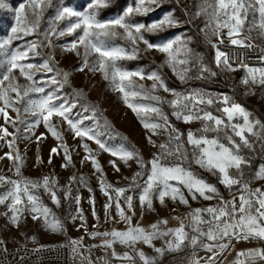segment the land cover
Here are the masks:
<instances>
[{
	"label": "rangeland",
	"instance_id": "obj_1",
	"mask_svg": "<svg viewBox=\"0 0 264 264\" xmlns=\"http://www.w3.org/2000/svg\"><path fill=\"white\" fill-rule=\"evenodd\" d=\"M90 0H86L83 4H75V1L68 0H52V7L44 11L41 19L40 27L31 35L23 36L21 39L13 40L11 44L7 45L6 53L11 54L17 49L23 51L26 46L32 42L37 43L38 55L29 54V57L23 63L41 64L45 59H48L51 66L59 69L61 72H68V83L60 87L58 84L51 83V77L55 72L48 73L41 69L33 76L35 87H43L45 90L42 93L29 92L27 97H18L15 92L10 93V97L14 102L15 108L20 111H14L12 107L5 108L8 114L6 120L3 113H0V176L11 180L30 179L40 181L42 183L43 177L48 176L57 183L55 189L60 205L57 206L52 203L48 193L41 187L34 190L35 194L41 197L44 205L51 209L52 214L58 218L62 224L61 231H52L44 223L43 218L32 219L33 213L23 211L17 213L19 217L18 223L12 222V212L10 211L11 201H6L5 204H0V247L15 245V244H67L70 247V264H143L136 252L142 250L149 258H155L156 264H194V261L199 260L200 264H207V258L212 255L206 252L199 245L194 249L186 241L181 246L180 250L168 251L167 241L172 240L173 236L154 239L152 246L138 242L135 248L115 243L113 248H105L104 239L110 237L96 236L93 238L90 233L93 232H111L113 230L125 231L129 227L128 221L122 220L117 214V209L113 203L112 207L105 208L109 204L108 196H105L101 191L100 179L102 178L106 184H111L113 189L125 187L128 190L125 196L133 197V208L129 209L123 197H120V204L125 214L131 217V225L145 228L147 231H152L151 225L158 224V228L162 231L168 229H175L180 227L181 223L187 225L185 231L188 232L189 238L196 233L192 232L190 226V212L196 208H206L208 206H215L218 204L216 199L204 200L197 198L193 200L187 193L186 189L182 190L188 198V204H182L179 200H173L170 197H165L163 203L153 197V207L148 209L146 205L141 206L139 195L142 187L145 185L146 174L148 169H141L136 163L135 159L129 160L125 164L118 157L112 156L109 152H105L99 148V145L94 140H89L87 137L80 138L75 135V132L70 129L69 124L62 117L53 115L49 118L48 124L53 126L60 134V139L52 135V132L45 126L42 117L34 116L31 112H25L24 108L28 101H39L47 98L49 95L53 96L52 105L56 107H71V111L66 115L73 122L83 120L79 125L81 128H91L97 134V138L103 142L107 147L116 149L121 146L127 149H135L144 161H150L155 153L159 151L149 143L150 136L157 145L164 143L167 140V133L163 130H158V134H153L150 130L143 127L140 118L126 106L122 93L116 90L114 85H111L109 80H105L102 73L99 71H89L84 67L83 71L78 70L83 67V47L78 46L79 55L76 51H67L72 43L76 42L78 35L82 34L80 30L76 33L59 36L51 35L50 30L55 27L57 33L66 28L69 22H75L76 17H71L64 21H55L58 11L64 7L71 8L77 12L88 11V4ZM136 0H128L127 3L119 7L116 5V0H111L110 7L101 9L98 19L101 21H112L123 14L127 6H134ZM204 0H161L160 6L153 5L154 11L147 16H136L134 21L137 23H144L150 25L158 22L164 17L171 16L177 24L171 27H165L163 31L156 33L144 32L143 35L146 40L156 46L167 44L177 37L190 49L188 57L190 61L199 63H191L189 66L191 71L189 75L192 77L186 82L181 80L174 74L171 68L163 66L166 60V54L160 52L157 48L147 49V46L141 41L138 42L139 52L137 58L133 60L118 61V66L127 71H139L144 74L145 79L141 80L139 77H132L134 85L143 84L145 88H150L153 81L146 77L151 72L156 71L162 75L164 82L169 89H174L176 92L186 94L192 91H200L207 93L213 98L228 96L230 103H239L250 113V120L255 122L259 120L264 124V120L257 114V110L264 114V86L259 83L255 85H246L242 80L247 75L243 68H238L237 71L229 72L223 66L217 67L215 63V49L212 48L209 39L212 43L218 40L217 37H210L211 26L205 27L206 17L202 13L200 16H195V12L199 10V6ZM21 3H27V0H0V42L8 39L12 33L11 28L16 26L15 13L19 9ZM253 19L257 27L251 32V37L264 42V37L258 36L260 31L258 28L259 14L255 17L251 12L245 19L244 31L240 36H248L247 29L251 26ZM192 30L198 35L192 34ZM122 29L118 32L122 33ZM224 31H227L225 29ZM48 32V40L51 46H43L47 44L44 33ZM200 40V41H199ZM110 46L123 47L131 53L133 46L130 42L119 38L109 42ZM178 45H174L177 47ZM211 51H213L211 55ZM183 58V54L181 55ZM3 59V57H0ZM97 59L96 54L88 57L89 64ZM200 63L207 67L210 72H215L216 75H210V72H205V79H196ZM178 70L184 66H177ZM6 72V67H0V76ZM16 77L15 83L20 88L21 95L24 90L31 83L25 77L20 76L19 71L14 72ZM57 81L62 83V76L56 77ZM5 85L8 81L4 82ZM79 90L80 94H77ZM135 90H139L136 88ZM166 101H170L175 97L169 93L158 89L157 93ZM134 103H152L156 105L155 101L142 100L136 97ZM96 107V118L84 119V117H91V108ZM162 107L163 111L168 115L169 121L180 132L185 134L191 130L196 132L201 128L200 121L192 123H184L182 120H177L172 116V108L164 103L156 105ZM0 107H4L0 101ZM89 111H85V108ZM200 107H204L201 105ZM222 107L221 104L208 107V111L213 112L214 115H220L216 108ZM47 115V113H45ZM39 119V124L35 121ZM156 117L152 115L151 121H155ZM242 123V119L237 121ZM3 129H7L8 135H5ZM260 132V127L257 125L254 129ZM210 137L214 133L208 134ZM253 147L242 148L240 154L246 158L248 163L242 165L243 179L248 183L252 189L261 188L264 190V180L256 178V174L260 167L264 165V141H261L251 134H247ZM239 143V138L235 137ZM227 144V141H223ZM87 144L91 152H88L83 147ZM64 145L68 149V154L71 156V163L65 159ZM188 151L191 152V147L185 144ZM56 148L58 154H53L52 149ZM9 154L12 156L9 159ZM17 154L20 160L17 161L15 157ZM95 157L99 162L102 173L97 172L91 163V159L85 157ZM51 157V163L49 159ZM115 162V166L113 163ZM20 164V175L16 173V167ZM67 164V167L64 165ZM117 167L119 171H117ZM185 167H190L191 170L206 182L215 185L221 195L226 200H232L233 197H239L241 192L237 190L239 186H234L232 191H229L224 185L219 183L218 173L212 174L200 168L195 163L188 164L185 162ZM150 168V165H149ZM145 173L144 176L138 178L140 187L131 188L132 177L136 172ZM235 173V169L230 170ZM76 176L77 181L73 182L71 177ZM84 178V183L79 182V178ZM175 183V182H173ZM85 184L87 186H85ZM11 185L4 183L0 186V195L6 194L11 190ZM65 187L71 188L72 195L67 196L64 191ZM91 189V191H89ZM113 189H108L109 193L115 198ZM80 197L79 205L76 204L74 197ZM94 200V203L92 201ZM238 202V200H237ZM21 208L24 205L20 206ZM82 210V211H81ZM95 212V215L93 214ZM51 219V216L49 217ZM207 219V214H205ZM166 220L167 223H158ZM104 238V239H103ZM204 240L205 238H201ZM78 240L80 243L73 245L71 241ZM207 242V241H205ZM248 246H261L264 248V240L249 239L236 242L233 240L232 245L220 253L216 264H228L233 261L238 251ZM155 248L165 249L163 255L156 253ZM75 249V251H74ZM113 250L118 256H123L125 253L133 256V261L125 259H117L112 255Z\"/></svg>",
	"mask_w": 264,
	"mask_h": 264
},
{
	"label": "snow or ice",
	"instance_id": "obj_2",
	"mask_svg": "<svg viewBox=\"0 0 264 264\" xmlns=\"http://www.w3.org/2000/svg\"><path fill=\"white\" fill-rule=\"evenodd\" d=\"M160 3L161 0H136L135 5L127 6L119 17L112 21H101L97 18L99 12L101 9L109 8L111 0H90L87 6L88 11L86 12H77L68 7H64L58 11L55 21H64L71 17H76L77 19L75 22H69L66 28L60 30L58 33L55 27H52L50 30L51 35L58 34L59 36L65 35V32L71 35L80 30L82 34L78 35L77 41L72 43L70 48L66 49L67 51H76L77 55H79L78 46L83 47V67L78 70L83 71L84 67H87L89 71L101 72L104 79L109 80L110 84L114 85L116 90L122 93L126 106L140 118L145 129L150 130L154 135L158 134V130H163L167 133L166 142L159 145L150 136L148 137L149 143L159 149L150 161L146 163L134 148L127 149L121 146L112 149L107 147L97 138V134L93 129L87 127L81 128L79 126L83 123V120L73 122L69 119L66 113L70 112L71 107H75V105L71 107H56L51 103L53 100V96L51 95L39 101H28L24 111L31 112L34 116L42 117L45 126L57 139L61 138L60 134L53 126L48 124L49 118L53 115L66 120L70 129L75 132L77 137H87L89 140H94L101 150L118 157L125 164L129 160L135 159L141 169H148L145 185L142 187L141 194L139 195L141 206L146 205L148 209H152L153 197L157 198L160 203L164 202L165 197H170L173 200L178 199L182 204H188V198L185 196L182 188L187 190V193L193 200L199 197L204 200L216 199L218 201V204L215 206L196 208L190 212V226L192 232L196 233L190 238L188 232L185 231V228L188 226L183 223L178 228L166 231L160 230L158 224H153L151 225L152 231L149 232L143 227L132 226L131 217L127 216L121 207L119 201L120 197H123L127 207L129 209L133 208V197L130 195L125 196V192L128 189L125 187L113 189L111 184H106L101 178V191L105 196H108L110 201L109 204L105 205V208L112 207L114 203L119 217L122 220L128 221L129 224V227L125 231L113 230L111 232L90 233L93 238L96 236L110 237V239L104 241L103 247L113 248V245L117 242L132 248H135L138 242L152 246L154 239L171 235L173 239L166 242L168 251L180 250L181 246L187 241L194 249L199 245L206 252L212 254L207 258V264H216L219 254L227 250L232 245L233 240L236 242L249 239L264 240V190L261 188L252 189L244 181L242 165H245L248 161L240 154L242 148L251 149L253 147L246 133L264 141V124L259 120L255 122L250 120V113L239 103H230L229 97L226 95L213 98L209 94L200 91L182 94L176 92L174 89H169L162 75L156 71L151 72L146 77L148 80L153 81L150 88H145L143 84L138 86L133 84L132 77H139L143 80L145 79L144 74L139 71L124 70L118 66L117 62L136 59L139 52L137 45L141 41L147 46V49L155 47L160 52L166 54V60L162 67L167 66L171 68L181 82H186L192 78L189 75L191 71L189 65L191 63H199L198 61H190L188 57L190 49L181 41L180 37L162 46L153 45L145 39L144 32L156 33L163 31L166 26L171 27L177 24V21L171 16L164 17L160 21L150 25L134 21L136 16H147L155 10L153 5L159 7ZM50 7H52V0H27V3H21L15 13L16 26L11 28L12 35L3 42H0V57H3V59H0V67H6V72L0 76V101L4 104V107H0V113L4 114L6 120L8 114L5 108L12 107L14 111H20L15 108L14 102L10 97L11 92H15L21 98L27 97L29 92H44L45 89L43 87L34 86L36 82L33 79L34 74L41 69L48 73L55 72V75L51 77L52 84H58L60 87H63L64 84L68 83L69 73L61 72L59 69L54 68L48 59H45L39 65L23 63L30 53L38 55L36 50L42 45L32 42L23 51L17 49L11 54L6 53L7 45L11 44L13 40L31 35L39 29L44 11ZM249 12L254 17L258 12V28L260 31L257 35L264 37V0H204L199 6V10L195 12V16H200L202 13L205 15V27H209L214 23V26H211L210 37H217L219 43H212L211 39H209V43L215 49V63L217 67L223 66L229 72L237 71L239 67H242L247 73L242 83L246 85L259 83L264 86V67H250L243 62L234 66L229 62L228 53L222 51L220 48L224 38L229 39L231 45L234 46L249 49L255 47L250 42L252 39L251 32L257 27L255 19H253L251 26L247 29L249 35L240 36V33L244 31L245 19ZM120 29L123 30L122 33L118 32ZM225 29H227L226 33L223 31ZM48 36V32L44 33L47 44L43 46H51ZM118 36L131 43L133 46L131 53L123 47L109 45V42ZM174 45L178 46L174 47ZM260 50L264 52V48ZM92 54H96L97 59L89 64L88 57ZM182 54L183 58H181ZM260 59L264 62V56ZM178 65L184 67L178 70ZM16 70L19 71L20 76L25 77L31 82L22 95L19 90L20 86L15 83L16 77L14 76V72ZM205 72H210V70L200 63L198 74L195 78L205 79ZM210 75L215 76L216 73L210 72ZM57 76H62V83L57 81ZM5 81H8L7 85L4 84ZM136 88H139V90H135ZM158 89L171 93L175 98L166 101L163 97L156 94ZM76 91L79 95V90ZM136 97H140L146 101H155L156 105L167 103L172 108V116L177 120H182L186 124L200 121L202 126L196 132L189 130L186 133V139H182V137H185V134L171 124L168 115L163 111L162 107L153 105L152 103L131 102L130 98L134 100ZM216 104L222 105V107L216 108V111L220 115H214L213 112L207 110L208 107ZM201 105H204V107H200ZM85 111H89V109L86 107ZM91 113V117H84V119L96 118L97 110L95 106H92ZM153 114L156 120L150 122ZM237 119H242V123L235 122ZM39 122V119L35 121L36 124H39ZM257 125L260 127V132L254 130ZM3 131L5 135H8L7 129H3ZM209 133H214L215 135L210 137ZM235 137L239 138V143ZM225 140L227 144L223 142ZM185 144L191 147V152L188 151ZM61 147L64 149L65 159L71 163V156L68 154L67 147L64 145H61ZM83 147L86 151L91 152L87 144H84ZM51 151L53 154H58L56 148H53ZM8 158L11 159L12 156L9 154ZM89 158L88 156L85 157V159ZM15 159L19 161L21 158L17 154ZM90 159L95 170L102 173V168L95 157H91ZM185 162H188V164L195 163L200 168L214 175L218 173L220 184L228 188L229 191H232L234 186H239L237 190L241 192V195L238 198L234 196L232 200H226L215 185L199 177L190 167H185ZM49 163H51V157ZM111 163L115 166L114 161ZM64 166L67 167V164ZM20 167V164L16 167L18 176L20 175ZM232 169H235V173L230 171ZM116 170L119 171V168L117 167ZM144 175L145 173L143 172H136L131 178L132 184L129 187H140L137 181L138 178ZM256 178L264 180V165L260 167ZM71 180L76 182L77 177L73 176ZM79 182L84 183V178L80 177ZM4 183L12 187L6 194L0 195V204H5L9 200L11 201L10 211L13 214L11 217L13 223L19 222L17 213L29 211L33 213V220L43 218L44 223L52 231L62 230L60 220L52 214L50 208L43 204L41 197L35 194L34 191L43 187L52 203L59 206L60 199L55 189L57 183L55 180L45 176L41 183L40 181L30 179L11 180L0 176V186ZM85 186L87 185L85 184ZM108 189H113L115 198L109 193ZM64 191L66 194L65 198L72 195L70 187H65ZM74 199L76 204L79 205L80 197L76 196ZM92 203H94V200ZM21 205H24V207L21 208ZM93 214L95 215V212ZM205 214H207V219H205ZM50 216L51 219H49ZM158 223L166 224L167 221L164 220ZM201 238L205 239L202 240ZM71 243L76 245L80 241L73 240ZM155 251L163 255L165 249L155 248ZM112 255L117 259H125L130 262L134 259L128 253H125L122 257L118 256L114 250ZM136 255H138L143 264H156L155 258L147 257L142 250L137 251ZM243 255L244 253L237 254L236 264H244V261L239 259ZM254 255L264 260V250L256 252ZM194 264H200L199 260L194 261Z\"/></svg>",
	"mask_w": 264,
	"mask_h": 264
},
{
	"label": "built area",
	"instance_id": "obj_3",
	"mask_svg": "<svg viewBox=\"0 0 264 264\" xmlns=\"http://www.w3.org/2000/svg\"><path fill=\"white\" fill-rule=\"evenodd\" d=\"M226 32L224 31V33ZM250 42L255 46L254 48H241L231 45L230 40L224 38L220 48L228 53L229 62L234 66L243 62L250 67H264V62L260 59L264 56V52L260 50L264 48V42L255 38H252ZM215 43H219V40H216ZM262 250L264 248L261 246L245 247L242 249L244 255L240 256L239 259L243 260L244 264H264V260L254 255V253ZM236 262L237 256L228 264H236ZM0 264H70V247L67 244H15L3 246L0 247Z\"/></svg>",
	"mask_w": 264,
	"mask_h": 264
},
{
	"label": "trees",
	"instance_id": "obj_4",
	"mask_svg": "<svg viewBox=\"0 0 264 264\" xmlns=\"http://www.w3.org/2000/svg\"><path fill=\"white\" fill-rule=\"evenodd\" d=\"M70 1V0H68ZM71 1H75V4H83L86 0H71ZM128 0H116V5L119 7L124 6L127 3ZM192 34L195 35L196 37L198 36L194 30H192ZM200 41V40H199ZM213 51H211V55H212ZM257 114L260 116V118H262L264 120V114L260 111L257 110Z\"/></svg>",
	"mask_w": 264,
	"mask_h": 264
},
{
	"label": "bare ground",
	"instance_id": "obj_5",
	"mask_svg": "<svg viewBox=\"0 0 264 264\" xmlns=\"http://www.w3.org/2000/svg\"><path fill=\"white\" fill-rule=\"evenodd\" d=\"M104 239V238H103ZM104 240H106V239H104ZM240 253H242V250H240Z\"/></svg>",
	"mask_w": 264,
	"mask_h": 264
}]
</instances>
